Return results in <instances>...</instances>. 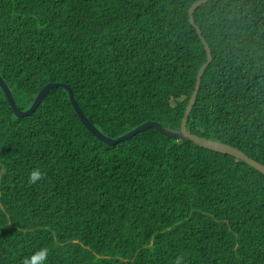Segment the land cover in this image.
Returning <instances> with one entry per match:
<instances>
[{"label":"trees","instance_id":"trees-1","mask_svg":"<svg viewBox=\"0 0 264 264\" xmlns=\"http://www.w3.org/2000/svg\"><path fill=\"white\" fill-rule=\"evenodd\" d=\"M195 1L0 0V78L21 110L67 84L109 138L177 129L207 60ZM192 17L211 60L186 128L264 165V0ZM41 247L45 264H264V174L154 127L103 142L60 86L18 118L0 87V264Z\"/></svg>","mask_w":264,"mask_h":264},{"label":"water","instance_id":"water-1","mask_svg":"<svg viewBox=\"0 0 264 264\" xmlns=\"http://www.w3.org/2000/svg\"><path fill=\"white\" fill-rule=\"evenodd\" d=\"M207 0H197L195 1L193 4H191V6L188 9V14H189V22L190 24L196 29V32L198 34V36L200 37L205 51H206V55H207V60L206 62H204V64L200 67V69L197 72L196 75V80H195V84H194V89L192 91V94L190 96V99L188 101V104L184 110L183 116H182V120L180 123L179 128L177 129H171L168 127H164L161 126L160 124H158L157 122L154 121H145L143 123H141L140 125L134 127L133 129H131L130 131L122 134L121 136H118L116 138H109L107 136H105L104 134H102L88 119L87 117L84 115V113L81 111L80 107L77 105L75 99L72 96L71 93V89L67 84L64 83H59V82H49L46 85H44L36 94L32 104L29 106L28 109L26 110H21L17 107V105L15 104V101L11 95L10 89L8 88V86L4 83V81L0 78V87L4 93V95L6 96L12 111L14 112V114L19 118V117H23L25 115H30L35 108L37 107V105L39 104L41 98L43 97V95L51 88L56 87V86H60L64 89L67 90L68 92V96L70 99V102L73 106L74 111L76 112L77 116L79 117L80 121L82 122V124L87 128V130H89L93 135H95L97 138H99L101 141L109 143V144H115L117 141H120L124 138L130 137L131 135H133L136 132H139L145 128L148 127H154L158 132H160L162 135L167 136L169 138H173L177 141H181V140H189L192 141L193 143L202 146L204 148L210 149V150H214L217 152H221V153H225V154H229L231 156H234L242 161H244L245 163L249 164L250 166L254 167L255 169H257L258 171H260L262 174H264V165H262L261 163L253 160L252 158H250L249 156H247L243 151L230 146L228 144L225 143H221L212 139H207L204 137H199L195 134L190 133L187 128H186V122H187V118L189 116L190 110L193 106V104L195 103V99H196V95L198 92V88L200 85V79H201V75L204 71V69L206 68V66L208 65L209 61L211 60V54H210V48L208 46V44L204 41V38L201 35L200 29L195 25L193 17H192V11L198 7L199 5H201L202 3L206 2Z\"/></svg>","mask_w":264,"mask_h":264},{"label":"clouds","instance_id":"clouds-1","mask_svg":"<svg viewBox=\"0 0 264 264\" xmlns=\"http://www.w3.org/2000/svg\"><path fill=\"white\" fill-rule=\"evenodd\" d=\"M45 173L40 168H32L28 173L27 182L30 185L36 184L38 181L43 180ZM49 249L41 247L37 251L33 252L30 256L25 257L22 264H45L48 259ZM173 264H186L185 257L178 255L175 257Z\"/></svg>","mask_w":264,"mask_h":264}]
</instances>
